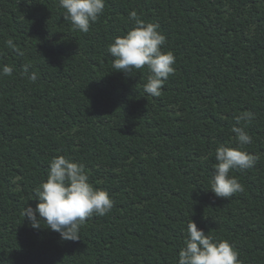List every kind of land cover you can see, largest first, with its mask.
<instances>
[{"label": "trees", "instance_id": "1", "mask_svg": "<svg viewBox=\"0 0 264 264\" xmlns=\"http://www.w3.org/2000/svg\"><path fill=\"white\" fill-rule=\"evenodd\" d=\"M132 11L176 57L159 97L144 92L147 68L112 67ZM63 13L59 0H0V69L13 68L0 75V264H177L190 220L241 264H264V0H105L87 33ZM233 127L259 158L231 170L244 191L227 199L210 189ZM60 155L114 202L76 241L24 215Z\"/></svg>", "mask_w": 264, "mask_h": 264}, {"label": "clouds", "instance_id": "2", "mask_svg": "<svg viewBox=\"0 0 264 264\" xmlns=\"http://www.w3.org/2000/svg\"><path fill=\"white\" fill-rule=\"evenodd\" d=\"M59 5L64 10V19L70 21L74 30L87 33L91 23L103 13L105 0H59ZM129 19L134 22L132 30L123 37H116L108 46V53L114 58L112 67L124 73L147 68L150 74L144 92L159 97L165 81L175 72L176 57L171 51L162 50L166 37L159 31L158 24L143 21L136 11L129 13ZM6 44L15 48L11 39ZM27 70L26 66V73ZM12 73L11 66L0 69L2 76H11ZM29 79L35 82L37 74L32 72ZM252 118L254 114L247 112L237 116L236 120L240 123ZM232 132L238 146L217 147V163L210 189L217 197L227 199L244 191L239 180L230 175L231 170L254 167L259 158L242 150L252 143V137L242 127H233ZM35 194L39 203L35 208L28 206L24 210L32 227L39 228L44 221L47 228L60 233L62 239L72 241L80 239V227L87 218L107 215L114 203L108 191L98 190L89 182L83 164L64 155L50 161L47 179L35 189ZM186 233L177 264H241L238 251L228 240H214L203 229H198L193 220L187 223Z\"/></svg>", "mask_w": 264, "mask_h": 264}]
</instances>
